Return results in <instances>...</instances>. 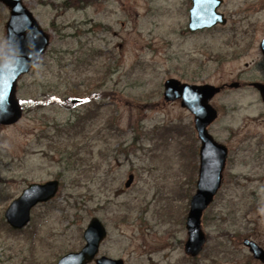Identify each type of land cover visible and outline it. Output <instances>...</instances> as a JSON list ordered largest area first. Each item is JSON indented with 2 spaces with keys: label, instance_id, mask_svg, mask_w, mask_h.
I'll list each match as a JSON object with an SVG mask.
<instances>
[{
  "label": "rangeland",
  "instance_id": "374dc122",
  "mask_svg": "<svg viewBox=\"0 0 264 264\" xmlns=\"http://www.w3.org/2000/svg\"><path fill=\"white\" fill-rule=\"evenodd\" d=\"M24 4L50 45L18 82L22 119L0 126V264H55L85 245L95 217L108 232L99 256L125 264H263L243 241L264 249V103L251 90L215 101L220 114L211 134L229 156L202 218L208 242L191 258L186 220L201 142L194 116L179 100L165 101L164 84L264 80V12L248 52L235 55L230 35L246 0H226V27L195 34L188 31L191 0ZM9 18L0 2V52ZM52 180L60 182L57 196L32 211L25 229L13 230L9 205L31 184Z\"/></svg>",
  "mask_w": 264,
  "mask_h": 264
},
{
  "label": "water",
  "instance_id": "95a60500",
  "mask_svg": "<svg viewBox=\"0 0 264 264\" xmlns=\"http://www.w3.org/2000/svg\"><path fill=\"white\" fill-rule=\"evenodd\" d=\"M10 10L6 25L7 43L0 52V126H12L23 117V104L17 97L18 82L37 66L50 45V36L38 23L33 13L26 7L24 0H0ZM222 0H193L190 11V31L211 29L220 24L225 25L224 15L218 12ZM264 52V41L262 43ZM233 84L231 86H236ZM264 102V84L255 83ZM221 88L211 84L196 85L170 78L164 84L166 102L180 101L181 106L194 116L195 129L200 147V167L197 190L190 201V210L186 220L188 240L185 253L198 256L205 243L206 235L202 228L204 212L214 202L223 179L228 149L218 143L209 133L208 127L218 117L217 110L210 100ZM73 104L83 101L74 99ZM134 175L130 174L126 187H130ZM58 180L46 183H34L26 188L21 196L8 207L5 218L8 225L16 231L25 229L31 222L32 210L39 204L51 202L58 194ZM107 229L98 218H93L84 231L85 245L76 252L63 255L55 264H125L122 259L99 256L102 243L107 237ZM254 258L264 262V249L252 240H246Z\"/></svg>",
  "mask_w": 264,
  "mask_h": 264
},
{
  "label": "flooded vegetation",
  "instance_id": "af4514ba",
  "mask_svg": "<svg viewBox=\"0 0 264 264\" xmlns=\"http://www.w3.org/2000/svg\"><path fill=\"white\" fill-rule=\"evenodd\" d=\"M253 1V2H251ZM250 2V3H249ZM191 3H192V7H193V0H191ZM226 4V0H222V4L220 6V8L218 9V12L223 14L224 15V18L226 19V24L225 25H216L214 26L213 28H211L212 30L213 29H218L219 27H226L227 24H229V20L227 18V14L224 13L222 11V7L223 5L225 6ZM188 9V13H189V24H188V31L191 33V34H195V33H198V32H203V31H206V30H211V29H200V30H197L195 32H191L190 31V28H189V25H190V17H191V9ZM241 8V9H240ZM238 8V12H237V15H238V18H237V21L234 22V26H233V31H232V34L230 35L231 36V44L233 46V53H236L235 55H239V54H245V52L247 53L248 50L250 49V46L253 44V41H252V36H251V31L255 28V24H256V21H255V17L258 15H261L259 12L262 11V13L264 12V0H246V5H244V7H240ZM257 19H259V17H257ZM259 21V20H258ZM264 41V39H263ZM263 41H261L260 43V51H261V54L264 58V52L262 50V43ZM241 44H244L243 46L244 47H240ZM239 78L241 79V81H232V82H226V83H223L222 85L220 86H216V87H219L221 88L220 92L217 93L211 100H210V104L217 110L218 112V117L217 119L211 124L209 125L208 127V131L209 133L211 134V127L214 125V123L218 120L219 118V114H220V107L217 105V103H215L216 99L221 96V95H225V94H228V93H231L233 91H237V90H251L253 91L254 93L257 94V96L261 99V101L263 102L262 98H261V94L259 92V90L257 88L254 87V84L255 83H261V84H264V80H258L257 78L256 79H245L243 78L241 75L239 76ZM190 84V83H189ZM205 84H210V83H204V84H196V85H205ZM233 84H237L236 86H231ZM213 85V84H211ZM264 103V102H263ZM187 110V109H186ZM193 115V114H192ZM212 135V134H211ZM213 136V135H212ZM213 138L215 139V137L213 136ZM216 140V139H215ZM217 141V140H216ZM218 142V141H217ZM220 143V142H218ZM228 149V147H227ZM228 156H229V149H228ZM228 156H227V160H228ZM226 164H227V161H226ZM200 167V165H199ZM225 168H226V165H225ZM225 168H224V171H225ZM224 171H223V179H224ZM198 178H199V174H198ZM223 179H222V183H223ZM221 187H222V184H221ZM221 187L219 189V191L221 190ZM218 191V193H219ZM217 193V194H218ZM216 194V196H217ZM215 196V197H216ZM215 199V198H214ZM46 204V203H44ZM39 205H42V204H39ZM37 205V206H39ZM36 206V207H37ZM35 207V208H36ZM34 208V209H35ZM33 209V210H34ZM32 210V211H33ZM187 229V228H186ZM204 231V230H203ZM188 233V231H187ZM205 233V232H204ZM206 235V233H205ZM252 240L250 238H246L244 239L243 241V244L246 240ZM188 240V239H187ZM254 241V240H252ZM187 242V241H186ZM208 242V238H207V235H206V243L201 251V253L203 252L206 244ZM255 242V241H254ZM257 243V242H255ZM186 244V243H185ZM258 244V243H257ZM259 245V244H258ZM245 246V244H244ZM246 247V246H245ZM261 247V246H260ZM248 250L249 248L246 247ZM184 252H185V245H184ZM250 252V250H249ZM200 253V254H201ZM186 254V253H185ZM199 254V255H200ZM250 254L252 255V257L254 258L253 254L250 252ZM187 255V254H186ZM198 255V256H199ZM188 257H191V258H196V257H192V256H189L187 255ZM255 259V258H254ZM257 260V259H255ZM261 263L264 264V262H262L261 260H257Z\"/></svg>",
  "mask_w": 264,
  "mask_h": 264
},
{
  "label": "trees",
  "instance_id": "16d2710c",
  "mask_svg": "<svg viewBox=\"0 0 264 264\" xmlns=\"http://www.w3.org/2000/svg\"><path fill=\"white\" fill-rule=\"evenodd\" d=\"M70 103H72L71 102V100L70 99H68L67 101H66V104H69V105H71ZM23 109L25 110V105L23 104Z\"/></svg>",
  "mask_w": 264,
  "mask_h": 264
}]
</instances>
